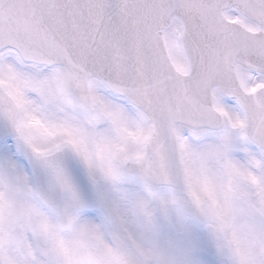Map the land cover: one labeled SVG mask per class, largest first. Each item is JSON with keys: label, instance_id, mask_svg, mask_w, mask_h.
Listing matches in <instances>:
<instances>
[{"label": "water", "instance_id": "obj_1", "mask_svg": "<svg viewBox=\"0 0 264 264\" xmlns=\"http://www.w3.org/2000/svg\"><path fill=\"white\" fill-rule=\"evenodd\" d=\"M230 11L238 18L230 20ZM174 24L184 69L171 61L165 40ZM4 50L39 67L62 69L69 93L82 108L88 109L76 88L88 93L86 85L95 80L138 109L149 131L141 154L124 158L122 168L152 187L179 190L188 209L193 201L184 186L177 129L221 130L225 119L216 95L241 99L240 70L264 77V0H0ZM21 120V105L0 80V142L20 144L36 195L52 207L67 195L80 209L103 210L98 186L74 152L65 146L33 151ZM245 120L246 137L253 141L251 110ZM60 151L67 159L55 157ZM48 168L56 174L50 182Z\"/></svg>", "mask_w": 264, "mask_h": 264}, {"label": "flooded vegetation", "instance_id": "obj_2", "mask_svg": "<svg viewBox=\"0 0 264 264\" xmlns=\"http://www.w3.org/2000/svg\"><path fill=\"white\" fill-rule=\"evenodd\" d=\"M27 70L33 75L32 78H34L37 83L35 94L45 101V106L43 105L44 107L41 110L42 119L45 121L44 129L42 130L41 128H36L28 124L26 130L31 146L37 151H42L55 148L61 144L67 145V143H72L77 157L79 158L78 160H80L86 169L99 180L102 186L101 190L106 193L105 189H108L106 187L109 183L115 182L117 184L116 179H114L117 177V158L115 157H117L119 153L123 155L130 150L136 152L139 149L138 145L132 149L127 146V134L125 132L127 127L120 128L114 117L109 116V111L103 107L102 101L97 96L100 91L99 88H94V99H96L95 106L99 108L95 115L91 116L94 119L92 120L87 117L86 114L79 111L70 101L65 87H63L64 80L59 71L51 67L37 68L31 66ZM263 83L264 82L258 77L254 76L251 79L250 88L248 89L251 90ZM64 110H69L78 121L75 123V126H79V129L74 131L77 133L69 132L70 127L66 126V121L65 123L61 122L62 119L55 116L59 111H62L61 113L65 115ZM238 110L241 115L238 126L241 127L244 115L240 108ZM85 124L86 130L82 127ZM98 128H102L103 130H97ZM78 130H80L81 133H78ZM237 135H239V140H235L237 144L235 151L236 155L234 154L232 156L231 163L227 159H224L223 151L230 145L229 143H232V140L224 138L215 139V141H213L214 143L211 142V145H204L205 148L211 149V151L213 150L215 156L217 154L218 158L221 159L222 157L219 163L224 171H221L220 179H217L216 184L218 186L215 185L216 179L215 182L212 183L209 178L205 177L199 165L193 164V161L190 162L196 151L197 144L191 141L186 143L185 148L187 158L184 165L186 169L187 186H189L197 199L205 202L209 207L210 219L209 223L204 224V230L211 231L212 228L215 227H225V233L220 236L224 241L227 240V227L234 226L236 228H243L247 224H262L264 226V150L257 148L244 137L242 138L243 134L239 131ZM116 138H118L120 142L118 144L119 146H115ZM112 141L115 142L112 143ZM99 142L105 146L102 147L106 149L103 158L108 163V166H103L99 156H96L97 151L102 149L100 148ZM6 143L7 144L0 145V156H2L3 153L6 154L9 152L15 159L21 161V166L23 168L19 166V171H23L25 168L24 172L26 173L25 179L23 178L19 182L21 186L18 184V187H15L17 193L14 194V187H8L6 182L2 183L0 188V229L7 228V232L9 233L13 231L16 226H23V223L21 224V213L24 218L27 219L28 224H32L38 216H43L45 214L49 217L52 214L49 212L48 208L44 205L42 206V204L36 200L33 193V185L31 183V173H29L30 169L24 162L25 160H23L18 146L13 142ZM6 146H9V150L5 148ZM2 147H4V149ZM1 149H3V151ZM197 158H199V155ZM24 172L22 174H24ZM46 172L49 178L54 177L51 170ZM123 184H125V187L121 189H127V192H129L132 181L127 179V181H123ZM213 184L215 186L212 188ZM142 189L148 193L146 188ZM25 191L29 192L26 194H30L31 200L22 201L21 203L18 201L16 203L15 196L17 194L25 195ZM154 195L156 196L158 193L156 192ZM159 195L162 196V194ZM177 196L178 195L174 192L164 196L166 199L163 197L154 198L159 203V206H162L165 200L168 201L166 202L167 204H170L171 207L168 208V211H170L173 218V239H175L177 248H180L183 247L185 243L191 242L196 234L197 229L195 226L198 224L191 214L181 208L180 200ZM30 202L32 203L29 204ZM36 202L37 204H35ZM61 206L63 209H68V211L71 210L72 219L70 223L74 222L75 214L72 212L74 208L73 205L65 198L63 202H61ZM49 221H52V219H49ZM80 221L81 219L79 218L72 229L62 224L68 228L67 231L62 232L59 228L54 234L47 235L50 253H53L56 257L60 255L62 264L82 263L84 255L81 250L80 237L83 234L78 232L81 226L79 224ZM102 230L103 231L100 232V229H98L95 235L94 243L100 246L101 251L93 255L94 264H143L142 261H136L131 259L130 256H127V234L121 237L115 233L108 234V232L112 230ZM61 232L64 235H62ZM103 241L108 242V247L104 245ZM52 248L54 250H52ZM129 250L131 252V246Z\"/></svg>", "mask_w": 264, "mask_h": 264}, {"label": "rangeland", "instance_id": "obj_3", "mask_svg": "<svg viewBox=\"0 0 264 264\" xmlns=\"http://www.w3.org/2000/svg\"><path fill=\"white\" fill-rule=\"evenodd\" d=\"M168 40L176 62L179 65H182V52L179 50L180 48L174 35H171ZM2 56L3 55H1L0 58ZM16 57V55L6 53L1 58L0 78L8 79L13 86L12 90H16L17 96L20 98L19 100H22L24 104L25 108L23 110L28 124L43 130L45 127V121L42 119L43 116L41 115V110L45 106V101L35 94L37 83L35 82V79L32 78L33 75L27 69L21 68L24 64ZM97 96L102 101V104L104 105L103 107L109 111V116L114 117L117 125L122 126V128L127 126V130L129 129L128 134L127 130H125L127 134V146L130 147V149L134 148L140 142L137 138L138 133H143L145 130L143 118L119 96L104 91H99ZM218 104L222 110L225 109L226 113L232 120H230L231 125L229 126V132H227L224 137L232 140V143H229L230 145H228L225 148V151H223L224 159H227L231 163L232 156L234 154L236 155L235 151L237 144L235 140H239L236 130L241 115L238 110L239 107L233 102H223L221 104V100H218ZM64 111L65 115L61 113L62 111H59L55 116L62 119L61 122L65 123L66 121V126L70 127L69 132L77 133L74 131L79 129V126H75V123L78 121L69 110ZM82 127H84V130L87 129H85L86 124ZM100 129L103 130L102 128H98L97 130ZM78 133H81L80 130H78ZM201 137L209 139L211 136L205 134ZM186 138V135H182V142H184L183 140ZM208 141L209 140H204V142L201 143L204 146ZM114 142L115 141H112V143ZM119 143L118 138H116L115 146H119ZM201 143L199 142V147L196 149L197 153L199 151V154H202L204 159L206 155H208L206 153L210 152H205L201 147ZM99 144L101 146L100 148L105 147L100 142ZM209 144L211 145V142H209L208 145ZM2 148L4 149V147ZM5 148L9 150V146H6ZM3 149L1 150L3 151ZM105 152L106 149H99L96 156H99L103 166H108V163L103 158ZM0 157H2L0 158V188L2 183L6 182L7 186L14 187L15 191L17 190L15 187H18V184L21 186V183H19L20 180L23 178L25 179L26 177V173L24 172L25 168L23 171H19L21 161L15 159V157L10 155L9 152L6 154L3 153ZM216 158H218L217 154ZM192 160L193 159L191 158L190 162H192ZM220 160H222V157ZM194 161L196 160L194 159ZM211 161L213 163V160H210V156H207L204 163L202 162L203 164L198 163L197 165H199L204 172L203 174L205 177L209 178L212 183L215 182L216 179L215 185L218 186L216 184L217 179H220L221 171L224 170L221 168L220 163L219 165L212 164ZM23 172L24 174H22ZM215 185L213 184L212 188ZM106 188H108L105 189L106 197L109 202L108 205L111 207V210L115 209L113 212H115L118 219L117 221L115 220V225H118L119 231H122L121 228L124 227L127 231V236L131 235V238L136 233L140 234L137 237H133L132 241L137 242V244H142L136 251L137 254L142 257L144 264H264V226L262 224H245L247 229L245 228L244 231H242L240 227L236 228L231 226L229 230L226 228V238L228 241L221 243L219 242V236L225 233V227H216L217 233L219 234V236H217L218 234L215 236L217 242L210 240V237H200V235L196 233L191 242L187 243L185 248L178 253L176 249L177 247L175 246V240L173 239L171 229L172 224L170 225L173 218L171 214L169 217L167 216L168 210L163 211V216L161 214L162 217H158L156 209L151 207L153 204L156 205V203H153L152 200L149 201L145 198V194H140L141 190H137V192L134 190V187H131V192L121 191V187H118V185L113 182L109 183ZM15 193H17V191H15L14 194ZM26 193L29 192L25 191V195H23L25 200L22 198L21 194H17L15 196L16 203L18 201L21 203L22 201L31 200L30 194ZM31 203L32 202L29 204ZM127 213L131 215V218ZM141 213H143V220L136 223L134 216L138 214V216L141 217ZM20 215L22 217L21 224L23 223L24 226H16L14 230L9 233L7 232L8 230H5L4 228L0 229V264H54L55 259L53 255H51V259H45V261H43L44 257H41V259L34 257L36 256L35 252L37 250L43 251L44 245H47L46 236L50 232H53V227L52 224L50 225L49 218L47 217L42 220H37L36 217V220L32 224L33 226L30 224L32 230H36L35 234H37L38 238L35 240L30 227H28V225L25 226L28 222L27 219L24 218L22 213ZM127 215L129 216L130 221L126 220ZM95 219L96 217L93 214H84L80 221L81 223L79 222L81 226L79 227L78 232L83 234L80 237L82 241L81 250L85 256L82 264L93 263L89 258L91 257V248L93 249V247L90 248V245L93 246L95 244V235L97 234V222H95ZM43 226H46L47 228L44 227L40 230ZM17 245L21 246V251L12 250ZM104 245L108 247L106 242H104ZM98 249L99 247L96 246V249H94L95 254L98 252ZM129 255L134 258L132 253H129Z\"/></svg>", "mask_w": 264, "mask_h": 264}]
</instances>
